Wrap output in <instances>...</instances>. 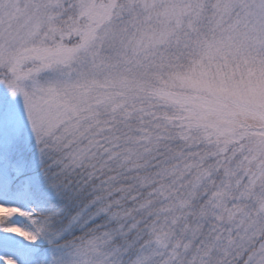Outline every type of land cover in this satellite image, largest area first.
Listing matches in <instances>:
<instances>
[{
  "label": "snow or ice",
  "instance_id": "1",
  "mask_svg": "<svg viewBox=\"0 0 264 264\" xmlns=\"http://www.w3.org/2000/svg\"><path fill=\"white\" fill-rule=\"evenodd\" d=\"M0 264H264V0H0Z\"/></svg>",
  "mask_w": 264,
  "mask_h": 264
}]
</instances>
